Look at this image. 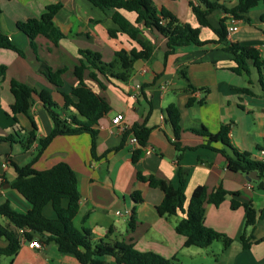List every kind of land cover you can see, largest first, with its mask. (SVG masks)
<instances>
[{
  "label": "crops",
  "instance_id": "crops-1",
  "mask_svg": "<svg viewBox=\"0 0 264 264\" xmlns=\"http://www.w3.org/2000/svg\"><path fill=\"white\" fill-rule=\"evenodd\" d=\"M158 7H166L181 21L200 27L203 40H216L217 34L209 26H200L190 5V0H153ZM232 8L238 0H217ZM61 3L55 15V26L63 32L57 42L44 34H38L33 49L30 38L17 27V22L31 17H40L46 7ZM112 11L104 12L89 0H0V29L25 53L0 48V65L6 66L5 78L0 77V135L13 136L15 142H0V204L7 200L14 209L27 212L32 204L23 197L11 182L16 178L13 162L24 165L38 152V139L47 136L53 122L42 102L36 99L31 113L37 123V140L28 148L23 146L29 140L31 122L22 113L14 119L10 109L13 95L10 80L28 83L37 89L48 88L59 106L64 105L60 91L71 93L79 85L75 67L80 62L79 50L98 52L104 62H115L116 53L140 49L138 43L125 33L117 37L109 29L118 25L111 17ZM132 22L134 13L123 12ZM251 23L238 20V30L229 34V39L242 45L256 47L264 59V3L248 12ZM226 17L227 25L232 17L223 9L209 14L213 26H219ZM139 37L155 45L149 58H140L130 69L127 81L113 76L98 74L100 81L88 76L85 82L106 99L111 109L97 125V158L91 153V135L81 133L59 135L45 148L34 163V168L44 170L59 162H67L77 173V186L81 194L79 210L74 217L76 227L92 231L94 240L132 243L137 250L152 251L176 264H264V242H255L264 236V187L249 181L247 174L229 169L224 155L203 146L208 138L190 129L206 127L209 132H218L223 125H230V142L240 152H247L252 159L264 160V87L260 82L259 70L250 62L249 74H237L234 55L222 44L205 46L188 45L177 47L166 56L167 38L156 28L138 24ZM59 69L63 86L57 88L51 77ZM185 69L196 90L188 89L180 70ZM115 72L120 71L116 62ZM248 88L249 92L243 89ZM205 89H208L206 92ZM60 90V91H59ZM195 102L189 106V99ZM174 102L181 111V143L190 147L181 154L174 145V134L167 120L166 108ZM63 117L76 115L73 107L61 110ZM117 115H123L120 124L112 123ZM69 119V118H68ZM126 125V130L121 126ZM135 125L151 129L149 138L137 162L133 152L140 148L132 143L133 133L124 139V133ZM216 149L232 150L220 141L211 142ZM154 175L163 179L174 193L185 179L184 211L175 214H161L158 205L165 196L159 187L137 178V173ZM198 185L207 186L211 192L222 185L237 196L229 195L221 204L205 203V224L226 234L232 239L225 247L223 241H215L208 247L186 246V237L176 230L177 223L188 217V204ZM138 191V194H133ZM143 200L139 201V197ZM232 198L242 203L251 202L259 212V220L247 236L253 235L251 245L245 248L242 234L245 229L246 209L233 208ZM120 212V213H118ZM136 216V226L131 229V216ZM44 214L53 217L50 204ZM5 224H9L4 219ZM22 232V231H21ZM40 241L41 247L31 246V241ZM0 239V245H7ZM10 257V264H82L73 254L59 251L54 240L46 235L35 234L32 240L21 236L18 252ZM105 264H118L113 256H107Z\"/></svg>",
  "mask_w": 264,
  "mask_h": 264
},
{
  "label": "trees",
  "instance_id": "trees-1",
  "mask_svg": "<svg viewBox=\"0 0 264 264\" xmlns=\"http://www.w3.org/2000/svg\"><path fill=\"white\" fill-rule=\"evenodd\" d=\"M104 12L111 13L113 21L118 25L117 29H109L112 37H117L119 33H125L130 39L136 41L140 49H132L130 52L121 50L116 53L115 62H104L98 52L90 50H79L80 62L75 67V74L79 78V85L71 93L60 91L64 98V105L61 107L54 100L52 91L48 88L37 89L36 87L21 82L16 79L10 80V90L13 95V102L10 105L14 119L16 115L25 114L31 122L29 140L23 146L29 145L37 140V123L31 113L36 99L42 102L43 107L48 112L53 122V128L47 136L38 139L40 148L31 158L30 162L19 165L15 162L12 165L17 173L16 178L11 182L23 197L31 204L32 208L27 212L17 211L7 200L0 204V239L7 240V245H0L1 256L15 255L21 246V236L32 240L35 234L46 235L47 240H54L59 251L65 254H73L82 264H105L107 256H113L118 264H176L174 260H169L152 251L137 250L132 243L123 241L108 242L104 239L94 240L91 230L78 228L73 220L79 210L81 194L77 186V173L67 162H59L50 168L38 170L34 168V163L42 154L51 141L59 135H74L89 133L91 135V153L97 158L96 144L98 129L97 125L101 118L106 115L111 107L105 98L96 93L84 79L86 70L88 76L100 81L98 74L106 77L113 76L119 80L127 81L130 77V69L134 62L140 58H149L153 55L155 45L149 40L139 37L140 28L138 24L143 23L147 27L156 28L167 38L168 50L166 56L171 54L177 47L196 45L205 46L219 43L223 48L231 52L235 57V65L231 67L237 74H249L250 62L259 70L260 82L264 87V59L260 51L250 45H242L229 39L227 32L226 17L220 20L219 26H213L209 20V14L216 9H223L227 14L237 20L251 23L248 12L264 3V0H238L235 7L227 8L218 3L217 0H190V5L200 26H209L217 34L216 40H203L200 37V27H193L191 24L181 21L168 8L158 5L153 0H89ZM61 3L51 4L40 17H31L27 20L17 22V27L23 31L31 40L33 49L36 51L34 41L38 34H44L49 39L57 42L64 34L55 26V15L61 8ZM123 12L134 13L135 22H132ZM0 48L11 49L24 56V51L15 44L8 34L0 29ZM116 62H119L120 71L115 72ZM64 69H59L51 77V82L57 88L63 86L61 74ZM180 73L186 80L188 89L196 90L189 80L187 71L181 69ZM6 66L0 65V77L5 78ZM208 92V89H205ZM249 92L248 88L243 89ZM195 102L194 98L189 99L188 105ZM68 107H73L81 119L76 115L63 117L61 110L66 111ZM167 120L170 123L174 134V145L181 154L190 147L181 143V111L174 102L168 104L166 108ZM69 118V119H68ZM192 132L205 136L208 142L203 146L220 151L227 162L229 169L248 174L257 171L259 180H253L257 184L264 180V160L252 159L247 152H240L234 148L230 142V125L226 124L216 133H211L206 127L190 129ZM133 133L140 144V148L133 152V161L137 162L142 153V147L148 141L151 129L145 125H135L132 129L124 133V139ZM1 141L15 142L14 137L0 135ZM220 141L232 150V155L225 148L216 149L211 142ZM137 178L148 182L151 187H159L164 191L165 196L159 203L158 210L161 214L172 215L178 210L184 211L185 179L180 176V184L174 193L163 179L154 175L145 176L138 171ZM133 194H138L134 191ZM238 192H230L222 185L209 191L207 186L198 185L190 198L188 204V217L182 218L176 225L178 233L186 237V246L208 247L215 241H223L225 247L229 246L232 239L226 234L215 230L205 224V203L214 205L221 204L229 195L237 196ZM139 201L143 198L140 196ZM50 204L54 211V216L49 217L44 214V208ZM233 208L243 206L246 209L245 229L242 234V243L245 248L251 245L253 235L247 236L248 228L253 229L259 220V212L253 203H242L232 198ZM4 219L9 224L4 223ZM136 226V216H131V229ZM22 231V232H21ZM251 238V239H250ZM255 242H264V236L255 239Z\"/></svg>",
  "mask_w": 264,
  "mask_h": 264
},
{
  "label": "built area",
  "instance_id": "built-area-1",
  "mask_svg": "<svg viewBox=\"0 0 264 264\" xmlns=\"http://www.w3.org/2000/svg\"><path fill=\"white\" fill-rule=\"evenodd\" d=\"M231 17H232V21H231V23H229L227 25L228 35L232 34L233 32L238 30V25H237L238 20L233 18V16H231ZM122 119H123V115H117L115 118L112 119V123L120 124L122 122ZM121 129L123 131L126 130V125H122ZM130 141L132 143H138V139L136 136L131 137ZM1 184H2V179L0 178V186H1ZM118 213H120V212H118ZM31 246L40 248L42 245H41L40 241H38L36 239L35 241H31Z\"/></svg>",
  "mask_w": 264,
  "mask_h": 264
},
{
  "label": "water",
  "instance_id": "water-1",
  "mask_svg": "<svg viewBox=\"0 0 264 264\" xmlns=\"http://www.w3.org/2000/svg\"><path fill=\"white\" fill-rule=\"evenodd\" d=\"M247 179L249 181H252V180H259V175L257 174V171H252L250 173L247 174ZM259 185L261 187H264V180L260 181Z\"/></svg>",
  "mask_w": 264,
  "mask_h": 264
},
{
  "label": "rangeland",
  "instance_id": "rangeland-1",
  "mask_svg": "<svg viewBox=\"0 0 264 264\" xmlns=\"http://www.w3.org/2000/svg\"><path fill=\"white\" fill-rule=\"evenodd\" d=\"M0 264H10V257L9 256H1L0 257Z\"/></svg>",
  "mask_w": 264,
  "mask_h": 264
}]
</instances>
